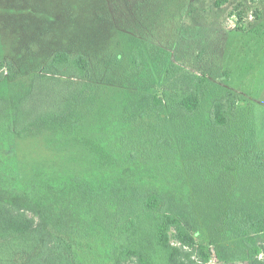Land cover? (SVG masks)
Returning a JSON list of instances; mask_svg holds the SVG:
<instances>
[{
  "label": "trees",
  "instance_id": "trees-1",
  "mask_svg": "<svg viewBox=\"0 0 264 264\" xmlns=\"http://www.w3.org/2000/svg\"><path fill=\"white\" fill-rule=\"evenodd\" d=\"M166 62L169 81L160 95L132 89L127 73L119 78L112 65L80 53H55L28 88L7 63L15 89L0 100V127L12 121L18 137L72 133L92 114L107 127L110 103L101 96L114 94L116 84L117 137L142 147L116 144L106 161L116 170L99 177L36 182L31 192L0 182V264H209L211 252L195 240L200 229L219 262L264 264V149L218 138L232 94L210 99L202 116L209 77ZM140 67L136 56L130 71ZM170 159H184L185 177L172 182L154 173Z\"/></svg>",
  "mask_w": 264,
  "mask_h": 264
},
{
  "label": "rangeland",
  "instance_id": "rangeland-1",
  "mask_svg": "<svg viewBox=\"0 0 264 264\" xmlns=\"http://www.w3.org/2000/svg\"><path fill=\"white\" fill-rule=\"evenodd\" d=\"M152 47L161 52H150ZM60 51L84 54L95 65H112L113 75L125 79L127 73L129 87L149 94L160 95L168 84L167 59L184 72L207 75L200 115H208L213 97L230 92L234 102L228 125L216 136L233 146L242 142L264 149V0H0V74L5 72L0 100L11 98L15 81L30 87L34 75ZM154 53L158 55L152 59ZM136 56L141 67L133 72L129 67ZM8 62L16 67L14 82L6 74ZM116 86L114 94L101 96L110 103L107 127L98 114L88 115L72 133L57 135L18 137L9 130L12 121L3 124L2 186L31 192L28 187L36 182L54 186L64 179L99 177L116 170L106 163L119 150L116 144L140 150V143L117 137ZM183 160L170 159L169 167L154 173L178 181L179 173L185 177ZM195 200L200 201L198 196ZM195 240L211 252L209 264H224L206 229Z\"/></svg>",
  "mask_w": 264,
  "mask_h": 264
}]
</instances>
